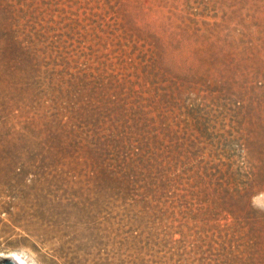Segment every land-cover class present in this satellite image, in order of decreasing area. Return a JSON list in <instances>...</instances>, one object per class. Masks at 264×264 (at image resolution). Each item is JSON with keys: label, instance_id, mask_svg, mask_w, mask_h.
<instances>
[{"label": "rangeland", "instance_id": "rangeland-1", "mask_svg": "<svg viewBox=\"0 0 264 264\" xmlns=\"http://www.w3.org/2000/svg\"><path fill=\"white\" fill-rule=\"evenodd\" d=\"M0 7L16 17L21 56L0 64V256L264 264V0ZM77 95L150 100L127 114L128 131L158 142L151 195L133 180L97 187L78 142L107 127L62 126L90 110Z\"/></svg>", "mask_w": 264, "mask_h": 264}, {"label": "trees", "instance_id": "trees-1", "mask_svg": "<svg viewBox=\"0 0 264 264\" xmlns=\"http://www.w3.org/2000/svg\"><path fill=\"white\" fill-rule=\"evenodd\" d=\"M13 13H8L0 7V64L7 66V69H13L21 61L20 43L17 36L18 31L15 29V16ZM15 71H9L10 74ZM90 95H77L74 97L77 103L83 102L90 110L86 109L81 114L79 111L72 112L67 124L76 125L78 123H92L93 126L104 125L106 129H89V135L86 138H80L78 144L80 151L79 156L89 167V172L92 178L98 183L100 187L106 192H114L123 184L141 183L140 188L143 194H152L155 189V168H157L158 156L156 148L158 142L148 140L144 131L139 129L132 130L133 118L127 114V108L132 107L139 102L138 107L141 113L144 111V101L150 102L145 98H127V97H109ZM105 103L108 107L105 112H97L99 108L93 106L95 104ZM152 103H158L153 99ZM147 113V112H145ZM137 121L140 119L136 118ZM61 125V123H60ZM63 128V127H62ZM67 138V136H64ZM86 141L87 144L84 143ZM150 142L152 147L150 146ZM136 143V147L132 146ZM135 148L137 151L136 159H132L127 155L129 148ZM91 146L90 148L87 146Z\"/></svg>", "mask_w": 264, "mask_h": 264}, {"label": "bare ground", "instance_id": "bare-ground-1", "mask_svg": "<svg viewBox=\"0 0 264 264\" xmlns=\"http://www.w3.org/2000/svg\"><path fill=\"white\" fill-rule=\"evenodd\" d=\"M0 260H10L13 264H30L26 259L22 258L19 254H6L0 256Z\"/></svg>", "mask_w": 264, "mask_h": 264}, {"label": "water", "instance_id": "water-1", "mask_svg": "<svg viewBox=\"0 0 264 264\" xmlns=\"http://www.w3.org/2000/svg\"><path fill=\"white\" fill-rule=\"evenodd\" d=\"M0 264H13L10 260H0Z\"/></svg>", "mask_w": 264, "mask_h": 264}]
</instances>
